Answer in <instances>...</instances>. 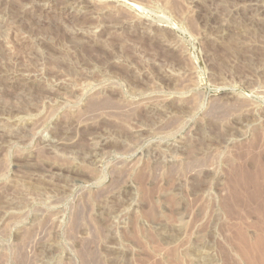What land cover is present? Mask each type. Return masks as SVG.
<instances>
[{
	"label": "rangeland",
	"instance_id": "obj_1",
	"mask_svg": "<svg viewBox=\"0 0 264 264\" xmlns=\"http://www.w3.org/2000/svg\"><path fill=\"white\" fill-rule=\"evenodd\" d=\"M263 260L264 0H0V264Z\"/></svg>",
	"mask_w": 264,
	"mask_h": 264
},
{
	"label": "bare ground",
	"instance_id": "obj_2",
	"mask_svg": "<svg viewBox=\"0 0 264 264\" xmlns=\"http://www.w3.org/2000/svg\"><path fill=\"white\" fill-rule=\"evenodd\" d=\"M258 239H260L259 237H258ZM256 240H257V238H256ZM256 248V247H255ZM248 249V248H247ZM261 257V256H260ZM257 258V257H256ZM259 258V257H258ZM258 260V259H257ZM261 260V259H260ZM264 261V260H263ZM255 263V262H254ZM257 264V263H256Z\"/></svg>",
	"mask_w": 264,
	"mask_h": 264
}]
</instances>
